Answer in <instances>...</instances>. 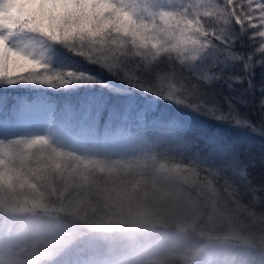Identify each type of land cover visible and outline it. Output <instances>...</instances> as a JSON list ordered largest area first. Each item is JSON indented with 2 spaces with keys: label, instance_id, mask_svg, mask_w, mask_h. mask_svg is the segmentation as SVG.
Wrapping results in <instances>:
<instances>
[{
  "label": "snow or ice",
  "instance_id": "6c2138e0",
  "mask_svg": "<svg viewBox=\"0 0 264 264\" xmlns=\"http://www.w3.org/2000/svg\"><path fill=\"white\" fill-rule=\"evenodd\" d=\"M234 28L238 31L230 35ZM21 33L61 45L153 96L264 136V86L253 84L254 68L264 65V0H163V6L152 0H0V86L69 91L90 86L95 77L59 69L30 51V45L10 46V39ZM213 48L216 58L209 61L206 73L172 74L173 65L191 68ZM225 65L239 66L240 71H225ZM213 82L245 86L246 108L256 117L255 123L241 118L231 103L222 111L210 94ZM102 107L85 102L66 122L86 124ZM116 118L124 130L121 139L179 156L193 182L217 203L252 225L264 222V184L254 183L251 176L257 164L264 165V140L249 144L261 150L259 159H253L213 132L185 139L186 121L163 106ZM17 119L42 121L45 114L32 110L21 114L9 103L0 104V127ZM70 158L47 136L0 139V171L10 179L14 163L34 164V170L45 173L60 169ZM253 264H264V256Z\"/></svg>",
  "mask_w": 264,
  "mask_h": 264
},
{
  "label": "rangeland",
  "instance_id": "374dc122",
  "mask_svg": "<svg viewBox=\"0 0 264 264\" xmlns=\"http://www.w3.org/2000/svg\"><path fill=\"white\" fill-rule=\"evenodd\" d=\"M152 3L163 6V0H152ZM237 31L234 28L230 35ZM9 43L12 47L30 45V51L43 56L59 69L88 72L95 77V84L112 91L113 95L103 91L81 92L65 94L60 100H55L48 98L40 86L19 85L35 90L28 99H15L11 104L14 110L21 114L29 110L42 112L45 119L34 122L17 119L6 127H0V139L47 136L59 150L68 151L71 158L62 162L60 169H50L45 173L34 170V164L21 165L18 162L12 165L11 179L0 171V208L11 212H23L29 208L32 211L57 210L75 222L38 215L25 216L19 221L0 220V264H147L164 258L168 264L178 260H192L189 264H237L198 240L176 234L159 237L141 234L121 241L84 236L83 229L79 227L81 223L95 231L109 230L117 220L116 228L126 225L135 228L151 225L195 227L200 236L211 238L201 230L203 218L193 220L192 204L205 214L212 210L224 212L230 229L228 238L264 245V222L257 220L252 225L238 213L217 203L193 182L179 156L121 139L124 130L116 117H123L126 113L135 115L148 106L155 111L158 100H168L146 93L126 80L87 63L67 48L53 45L37 35L17 34ZM215 58L216 49L213 48L191 68L173 65L171 72L206 73L209 61ZM164 63L162 60L161 64ZM256 67L262 69L264 75V65ZM225 71L236 74L240 69L236 65H225ZM261 81L260 87L264 86ZM253 84L256 86L254 79ZM126 86L141 92L143 97L125 92ZM209 88L222 111L231 103L241 118L255 123L256 117L246 108L245 86L213 82ZM85 102L101 104L99 115L86 124H68L66 117L73 109L84 106ZM0 104H3L1 97ZM182 115L186 123L191 121L199 125V129H208L224 141L236 143L240 152L243 150L245 154L247 143L262 140L248 139L235 127L219 131L206 115V119L201 121L194 115ZM62 116L65 119H61ZM185 126L182 129L184 138ZM259 150L254 147L252 152L255 154ZM132 187L144 195L143 202L135 206L126 203L127 191ZM152 193H156L155 200L151 199ZM119 212L118 218L113 215Z\"/></svg>",
  "mask_w": 264,
  "mask_h": 264
},
{
  "label": "trees",
  "instance_id": "16d2710c",
  "mask_svg": "<svg viewBox=\"0 0 264 264\" xmlns=\"http://www.w3.org/2000/svg\"><path fill=\"white\" fill-rule=\"evenodd\" d=\"M102 70V69H101ZM103 71V70H102ZM253 79L256 81V86L260 87L262 84V81L264 82V75H262V69H258L257 67L254 68V76ZM260 79V80H259ZM128 86V85H127ZM126 86V87H127ZM35 90L34 88H22L19 85L10 87L5 89L3 86H0V97L3 99V103H9L12 104L15 99L18 97H24L25 99H28L32 96ZM45 94L47 95L48 98L50 99H55V100H60V98H63L65 94H70V93H81V92H105L107 95H113L112 91H107L104 87H101L95 83L91 84L90 86L85 85L83 87H75L72 90L69 91H64V90H53L51 88H44ZM127 93L130 94H135L138 96L143 97V94L141 92L127 87L126 91ZM157 108H160L161 106L164 107L166 112L169 113H174L180 116L184 115H194L196 116L199 121L202 119H206L205 115H202L197 112H193L190 109H187L185 107H182L180 105L175 104L174 102H165L158 100L157 101ZM209 118V117H208ZM211 121V125L215 126L217 130L222 132L231 130L232 128H239L243 134L247 136L248 139H258L261 138L264 140V136L259 135L256 131H252L249 128L245 127H237L235 124L229 121H221V120H216L212 117L208 119ZM199 125L196 123H191V121L186 123V128L184 129V134H185V139H196L200 138L203 136H206L210 131L205 128H198ZM253 147H249V143H247L246 146V154L243 153V150L241 151L242 155H251L250 157L253 159H259L260 156V150L256 151L255 154L252 152ZM240 148V147H239ZM251 176L253 178V182L257 184H264V165L257 164L252 172ZM29 210V211H28ZM27 211L23 212H11V211H6L0 208V220L2 219L8 220V221H14L16 220H23L25 216H33V215H38L41 217H49V218H61V219H68L72 222H75L71 217L66 216L61 214L59 211L55 210H33L32 208H29ZM120 212L114 213L115 217L119 216ZM121 215H124V212L121 213ZM124 224L125 222L122 221ZM117 220H115V225L111 226L109 230H92L89 227H85L81 223H79V227L83 229V235L84 236H92L97 239H103V238H112V239H119L121 241L130 238L131 236H136V235H147V236H162L163 234H176L180 235L183 238L191 239V240H198L201 243H203L204 246H209L214 249L216 253H219L225 258H230L232 261L236 262L237 264H253V260H256L257 262L259 261V258L264 256V245L258 242H252V241H242L240 239H231L228 238L224 240L223 242L220 241L219 239H212V238H204L200 236L199 232L196 230V228H178L175 225H151V226H141L138 228L131 227L126 225L125 227H119L116 228ZM243 245V247H241ZM46 262V261H45ZM161 262V264H168L166 258L158 261ZM186 261L182 262L178 260L177 262H174V264H189L191 263ZM149 264V263H147Z\"/></svg>",
  "mask_w": 264,
  "mask_h": 264
},
{
  "label": "clouds",
  "instance_id": "9594fccd",
  "mask_svg": "<svg viewBox=\"0 0 264 264\" xmlns=\"http://www.w3.org/2000/svg\"><path fill=\"white\" fill-rule=\"evenodd\" d=\"M10 7V5H5V9ZM14 14V13H13ZM157 198L156 193L151 194V199L155 200ZM144 195L142 192H138L134 187L129 188L127 191L128 205L135 206L137 203L143 202ZM192 210L195 213L193 220H200L203 218L204 223L200 226L204 235L210 236L212 239H219L224 241L230 234V229L227 224V216L224 212L219 210H212L207 214L199 211L195 204H192ZM149 264H161L158 261H151Z\"/></svg>",
  "mask_w": 264,
  "mask_h": 264
}]
</instances>
